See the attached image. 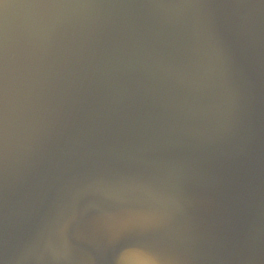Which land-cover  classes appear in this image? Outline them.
Here are the masks:
<instances>
[{
	"label": "water",
	"instance_id": "water-1",
	"mask_svg": "<svg viewBox=\"0 0 264 264\" xmlns=\"http://www.w3.org/2000/svg\"><path fill=\"white\" fill-rule=\"evenodd\" d=\"M0 264H264V0H0Z\"/></svg>",
	"mask_w": 264,
	"mask_h": 264
}]
</instances>
